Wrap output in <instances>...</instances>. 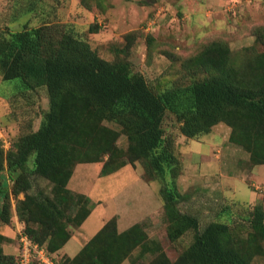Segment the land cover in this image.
<instances>
[{"label": "trees", "instance_id": "obj_1", "mask_svg": "<svg viewBox=\"0 0 264 264\" xmlns=\"http://www.w3.org/2000/svg\"><path fill=\"white\" fill-rule=\"evenodd\" d=\"M90 1L102 7V0L82 3L90 8ZM28 4L31 13L37 0ZM260 40L264 45V34ZM194 68L210 75L191 77L189 84L152 86L131 62L103 59L66 25L46 22L19 31L0 29L2 80H20L22 96L44 89L49 99L37 131L16 141L10 138L9 150L0 145V224L13 227L16 199L25 233L56 253L71 239L70 228L81 227L94 209L90 197L68 187L76 166L102 163L100 175L106 177L141 161L150 179L163 184L160 195L170 240L193 232L191 245L169 262L142 223L120 232L114 216L76 256L59 264H123L136 250L135 258H159L148 264H254L256 257H264L263 205L249 212L248 228L223 221L201 228L198 217L182 211L183 194L177 183L183 165L176 142L164 129L168 113L189 139L206 136L226 123L232 130L230 141L249 153L251 165H264V51L252 52L246 63L239 64L226 44L215 42L191 64L187 62L188 72L196 74ZM121 135L128 141L125 150L118 145ZM40 181L50 184L49 191L40 188ZM244 229L245 237L239 233ZM8 239L0 232V264H18L19 253L3 249Z\"/></svg>", "mask_w": 264, "mask_h": 264}, {"label": "rangeland", "instance_id": "obj_2", "mask_svg": "<svg viewBox=\"0 0 264 264\" xmlns=\"http://www.w3.org/2000/svg\"><path fill=\"white\" fill-rule=\"evenodd\" d=\"M30 1L0 0V29L19 31L25 25L36 27L46 22L66 25L89 42L103 59L131 62L133 69L152 86L189 84L193 79L209 76V72L198 68L192 69L196 74L188 72L186 64L215 42L226 44L239 64L246 63L252 52L264 51V45L258 41L264 34V0H102V7L99 2L90 1V8L82 0H37L31 13L27 11ZM19 83L20 80L4 81L0 76V136L15 141L23 134L37 131L49 109L44 89L22 96ZM105 125L119 130L115 124ZM164 129L176 142L183 165L177 183L183 194L182 211L198 217L201 228L213 221L246 224L248 228L249 212L258 204L264 206V185H253L251 173L256 175L258 167L242 157L249 153L230 139L227 141V129L231 127L220 123L210 134L189 139L180 133V123L168 113ZM118 145L127 149L124 135L118 139ZM222 148L230 150L224 152L227 157H221ZM235 157L240 159L234 160ZM101 167L102 163L79 164L69 183L74 193L84 194L93 202L95 212L83 236L92 237L102 221L116 215L121 222L129 219L127 226L142 223L149 239L159 244L167 260L176 261L191 245L194 234L188 232L177 241L170 240L160 195L163 184L150 179L141 161L106 177L100 175ZM5 175L10 182L6 172ZM38 184L49 191L47 181ZM252 192L260 197L253 205L249 204ZM14 202L16 206L17 200L12 201V216ZM12 225L17 229L21 223L16 227L12 221ZM70 231L75 238L76 228L71 227ZM247 231L239 233L245 237ZM0 232H6L11 244L17 239L11 227L0 224ZM66 249L68 255L64 251L53 253L57 261L78 253L75 239ZM7 253L11 254L10 250ZM138 254L136 250L132 259L123 264H148L159 259L151 255L135 258ZM253 263L264 264V257H256Z\"/></svg>", "mask_w": 264, "mask_h": 264}, {"label": "crops", "instance_id": "obj_3", "mask_svg": "<svg viewBox=\"0 0 264 264\" xmlns=\"http://www.w3.org/2000/svg\"><path fill=\"white\" fill-rule=\"evenodd\" d=\"M227 141L230 139V135H231V130H229V129H227ZM213 147H214V145H213ZM222 150V152H221V157H223V154H225V153H227V151L228 152H230V150H225V148H222L221 149ZM225 152V153H224ZM231 152H233V151H231ZM225 156H226V154H225ZM227 157V156H226ZM243 158H245V160L247 159L248 161H249V155H246V156H242ZM231 159H234V158H231ZM237 159H240V158H237V157H235V159L234 160H237ZM239 161V160H238ZM89 165H91V164H89ZM253 167H258V173L255 175V174H252L251 173V175H252V178H253V182H254V186L255 187H260L261 185H264V165H258V166H253ZM71 185V184H70ZM70 185L68 186L69 188H70ZM71 189V188H70ZM20 198L21 199H23L24 198V196L23 195H21L20 196ZM258 199H260V197L258 198L257 197V193H255V192H252V194H251V199H249V204H255V202L258 200ZM243 202V201H242ZM13 206H14V221H15V223H16V227H18V223H21V224H24L23 222H21L20 221V219H19V217H18V215H17V212H16V206H15V202L13 203ZM95 212V211H94ZM94 212L92 211V213H91V215L88 217V219L82 224V226L81 227H79V228H76V236H75V238H74V235H72L71 236V239L68 241V243L72 240V238L73 239H75V242H76V245H78V249H79V251H78V253L80 252V250L85 246V244L86 243H88L89 241H90V239L112 218V217H114V216H116V215H114V216H112L111 218L110 217H108L109 219H107V220H104V221H102V223L100 224V226L95 230V231H93L94 232V234L92 235V237H85V236H83V234H82V232H85L86 230H87V228L85 227L86 226V224H87V222L91 219V217H92V215L94 214ZM118 218V217H117ZM121 220V218L119 219L118 218V230L120 231V232H123V231H125V230H127L128 228H130L132 225H130L129 224V226H127L128 224L127 223H129L130 221H129V219H127V220H124V221H120ZM136 224V223H135ZM134 225V224H133ZM6 227H8L9 228V226H6ZM18 229V228H17ZM17 229H15V228H13L12 227V230L14 231V232H16L17 231ZM2 234H4L5 236H7L6 235V232H1ZM17 233V232H16ZM8 237V236H7ZM84 237V238H83ZM9 238V237H8ZM68 243L61 249V250H59V251H57L58 253L59 252H61V251H64L66 254H67V249H66V247H67V245H68ZM19 246V244H18V240L16 239L15 240V242H13L12 244H11V240H10V238L8 239V241L3 245V249H4V251H5V253H7V251H9L10 250V252H11V254H14V253H12L13 251L15 252V255L16 254H18V247ZM74 252H76L75 250H74ZM78 253H74L75 255L74 256H76ZM8 254V253H7ZM68 255V254H67ZM74 256H70L71 258H73Z\"/></svg>", "mask_w": 264, "mask_h": 264}, {"label": "built area", "instance_id": "obj_4", "mask_svg": "<svg viewBox=\"0 0 264 264\" xmlns=\"http://www.w3.org/2000/svg\"><path fill=\"white\" fill-rule=\"evenodd\" d=\"M4 149H11L12 145L7 137L1 138ZM19 262L18 264H59L46 246L33 242L25 233V224L18 228Z\"/></svg>", "mask_w": 264, "mask_h": 264}]
</instances>
